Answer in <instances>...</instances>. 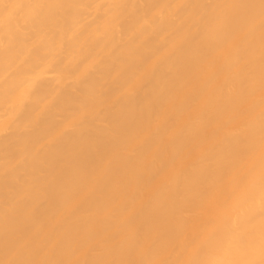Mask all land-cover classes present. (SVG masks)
<instances>
[{
  "label": "bare ground",
  "instance_id": "6f19581e",
  "mask_svg": "<svg viewBox=\"0 0 264 264\" xmlns=\"http://www.w3.org/2000/svg\"><path fill=\"white\" fill-rule=\"evenodd\" d=\"M0 264H264V0H0Z\"/></svg>",
  "mask_w": 264,
  "mask_h": 264
}]
</instances>
